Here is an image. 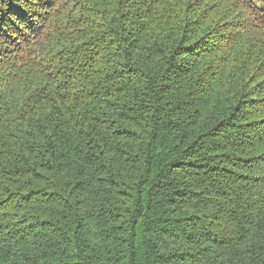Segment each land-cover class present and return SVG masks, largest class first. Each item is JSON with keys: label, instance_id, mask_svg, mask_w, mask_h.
Masks as SVG:
<instances>
[{"label": "trees", "instance_id": "trees-1", "mask_svg": "<svg viewBox=\"0 0 264 264\" xmlns=\"http://www.w3.org/2000/svg\"><path fill=\"white\" fill-rule=\"evenodd\" d=\"M0 264H264V0H0Z\"/></svg>", "mask_w": 264, "mask_h": 264}]
</instances>
